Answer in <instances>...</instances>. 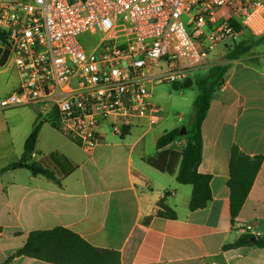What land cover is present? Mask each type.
I'll return each instance as SVG.
<instances>
[{
  "label": "crops",
  "instance_id": "obj_1",
  "mask_svg": "<svg viewBox=\"0 0 264 264\" xmlns=\"http://www.w3.org/2000/svg\"><path fill=\"white\" fill-rule=\"evenodd\" d=\"M256 38L242 41L251 46L250 52L229 60L224 84L202 126L198 170L212 176V200L206 208L189 209L193 187L176 181L178 167L173 174L164 173L133 156L141 140L109 144L111 131L104 129L100 144L86 153L47 122L34 158L38 161L56 151L77 169L64 178L57 175V181L26 169L0 175V264H50L13 255L30 232L59 226L95 247L125 253L130 264H264V248L224 249L246 233L240 225L250 224L253 228L247 233L264 237V162L236 225L228 188L233 146L249 156L264 157V36ZM6 66L0 67V100L19 85L15 67ZM36 114L35 107L0 109V169L20 159ZM183 144L184 139H177L167 149L180 151ZM162 200L176 218L158 215ZM149 217L150 224L144 226Z\"/></svg>",
  "mask_w": 264,
  "mask_h": 264
},
{
  "label": "built area",
  "instance_id": "obj_2",
  "mask_svg": "<svg viewBox=\"0 0 264 264\" xmlns=\"http://www.w3.org/2000/svg\"><path fill=\"white\" fill-rule=\"evenodd\" d=\"M244 32L264 36V0H0L19 76L0 109L35 107L91 153L104 129L152 128L153 87L184 84Z\"/></svg>",
  "mask_w": 264,
  "mask_h": 264
},
{
  "label": "trees",
  "instance_id": "obj_3",
  "mask_svg": "<svg viewBox=\"0 0 264 264\" xmlns=\"http://www.w3.org/2000/svg\"><path fill=\"white\" fill-rule=\"evenodd\" d=\"M235 44L236 42L227 53L228 60L238 59L251 50V46L244 42ZM7 55V50L3 54L0 51V67L4 66ZM229 69V63L217 64L209 69L207 76L196 79L195 85L199 93L194 101L193 122L187 128L186 135H180L181 128H176L165 131L153 138L156 153L152 156L146 157L143 154L140 141L132 149L134 157L143 160L160 172L173 174L176 167H178L176 181L179 184L193 187L189 204L191 211L206 208L212 200V176L202 174L198 170L203 157L202 126L209 112L211 102L216 92L223 86ZM175 86L177 88L176 84ZM167 116L168 114L162 109L156 111L153 114L152 128L159 126ZM47 122L57 128L54 117L45 119L39 113L36 114L35 123L25 140L20 159L0 169V175L10 170L26 169L33 176H44L57 181V175L64 178L77 169V164L64 154L56 151L47 156L45 155L38 161L33 157V154L39 153V135L43 125ZM177 139H184L181 150L167 149ZM263 162V156H249L243 153L238 146H233L231 150L228 188L230 190V214L233 225L237 223V218L251 192ZM158 206L159 216L176 218L175 211L169 208L163 200L159 202ZM150 221L151 217L144 219L142 224L148 226ZM255 238L257 240H254ZM252 246L264 248V237L245 233L234 243L226 245L224 249ZM13 256H25L50 264H130L131 262V258L125 257V253L95 247L78 233L61 226L49 230L30 232L26 243Z\"/></svg>",
  "mask_w": 264,
  "mask_h": 264
},
{
  "label": "rangeland",
  "instance_id": "obj_4",
  "mask_svg": "<svg viewBox=\"0 0 264 264\" xmlns=\"http://www.w3.org/2000/svg\"><path fill=\"white\" fill-rule=\"evenodd\" d=\"M245 33V32H244ZM248 36V37H247ZM244 37H247L245 40ZM257 38L246 32L245 36L241 35L236 44L242 41H256ZM234 44V43H233ZM231 46H220L213 52L212 56L208 59V64L205 68L195 71L190 74L194 84L189 88L183 87V84H171L165 83L155 85L152 89L154 102L168 114L167 118L156 128L133 126L129 133L124 135V139L120 136H116L112 133H107L106 141L109 144L127 142L131 143L137 140H141L142 150L144 153L153 155L156 151L153 145V138L159 136L165 131H171L176 128L190 127L194 118V101L198 95V88L195 85V81L198 78H204L208 75L209 69L217 64H226L229 62L227 59V53L231 49ZM235 44V45H236ZM264 45V42H263ZM9 66V64L7 65ZM6 66V67H7ZM14 69L11 68V73H14ZM48 127V126H47ZM78 151L84 153L77 147ZM84 155H86L84 153Z\"/></svg>",
  "mask_w": 264,
  "mask_h": 264
},
{
  "label": "water",
  "instance_id": "obj_5",
  "mask_svg": "<svg viewBox=\"0 0 264 264\" xmlns=\"http://www.w3.org/2000/svg\"><path fill=\"white\" fill-rule=\"evenodd\" d=\"M194 81L192 78H188L185 83L183 84V87L185 88H189L191 86H193ZM187 134V128L186 127H182L181 131H180V135H186ZM254 240H257V238H255Z\"/></svg>",
  "mask_w": 264,
  "mask_h": 264
}]
</instances>
